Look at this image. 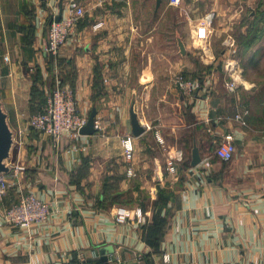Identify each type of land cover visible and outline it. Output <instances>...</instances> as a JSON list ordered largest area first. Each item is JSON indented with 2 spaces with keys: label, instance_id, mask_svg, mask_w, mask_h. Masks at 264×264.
I'll return each instance as SVG.
<instances>
[{
  "label": "crops",
  "instance_id": "0c3cea01",
  "mask_svg": "<svg viewBox=\"0 0 264 264\" xmlns=\"http://www.w3.org/2000/svg\"><path fill=\"white\" fill-rule=\"evenodd\" d=\"M79 6L85 14L55 58L44 50L49 22ZM170 68L197 85L177 105L160 91ZM57 77L88 117L97 108V129L55 145L29 119ZM0 101L25 130L0 198V264H264V0H0ZM244 109L246 125L234 118ZM170 129L177 146L163 138ZM229 132L226 162L216 140ZM130 134L136 176L124 156ZM196 138L203 159L193 166ZM27 191L52 208L31 229L4 218ZM120 207L142 215L118 222Z\"/></svg>",
  "mask_w": 264,
  "mask_h": 264
},
{
  "label": "built area",
  "instance_id": "2783aa9c",
  "mask_svg": "<svg viewBox=\"0 0 264 264\" xmlns=\"http://www.w3.org/2000/svg\"><path fill=\"white\" fill-rule=\"evenodd\" d=\"M170 4L176 5L181 0H168ZM85 14L83 7H76L69 14L62 15L57 20L54 15L48 26V41L44 50L55 58L58 56L61 48L76 33L80 18ZM212 15L206 18L207 23L212 21ZM205 28L199 29V36L204 37ZM176 82L180 85L185 96H193L196 92L197 85L195 80L181 73L177 75ZM231 90H236L239 84L236 78L228 82ZM248 110H237L234 118L246 125L247 119L245 115ZM88 116L82 111L78 102L75 89L70 85L64 84L60 78L55 79L51 94L48 98L47 106L42 110L33 113L29 119V125L49 135L53 143L57 145L64 136L76 139L82 135L81 128L86 124ZM24 128H20L17 132L14 130V144L22 143L24 136ZM217 141L216 154L224 161L228 162L234 158L236 143L235 135L232 132L226 133ZM124 156L127 162V173L129 176H136L137 171L133 166V158L135 155V144L133 135H126L123 139ZM13 168H19L14 165ZM168 169L171 172L177 171V166L173 160L169 161ZM9 186V177L7 173H0V198H2ZM52 213L51 205L34 191L23 193L20 198L14 201L4 212L5 221L17 226H23L31 229L34 225L48 219ZM141 208L120 207L116 212V221L126 222L133 216H141ZM66 264H84V263H66Z\"/></svg>",
  "mask_w": 264,
  "mask_h": 264
},
{
  "label": "water",
  "instance_id": "95a60500",
  "mask_svg": "<svg viewBox=\"0 0 264 264\" xmlns=\"http://www.w3.org/2000/svg\"><path fill=\"white\" fill-rule=\"evenodd\" d=\"M161 1V0H160ZM62 16V12L57 15V20ZM182 50L184 51V44L181 42ZM96 115L97 108L94 106L89 114L86 124L81 128V134H93L96 131ZM131 119L133 125V133L136 136L145 132L146 127L140 122L134 105L131 108ZM14 145V130L12 129L9 120L8 113L3 108V104L0 101V173H10L12 165H9L8 160L11 156L12 148ZM203 156L200 151L199 140L196 138L192 148V161L191 164L196 166L201 163ZM111 249V247L109 248ZM107 249H103L105 252ZM106 258V255H103Z\"/></svg>",
  "mask_w": 264,
  "mask_h": 264
},
{
  "label": "rangeland",
  "instance_id": "374dc122",
  "mask_svg": "<svg viewBox=\"0 0 264 264\" xmlns=\"http://www.w3.org/2000/svg\"><path fill=\"white\" fill-rule=\"evenodd\" d=\"M168 17H172V13L170 15H168ZM166 72H167V80L165 82L166 86H165L164 89H161L160 91L162 92V90H163V92H165V97H164L165 100L164 101L166 102L167 105H174V104L177 105L178 101H179V94H183L185 96V94L183 93L180 85L176 82L177 75L181 74L182 72L174 71V69H171V68L167 69ZM51 91H52L51 85L45 86L44 88L41 89V92H43V98H42V101H41L43 105L41 106L40 110H42L44 107L47 106L48 98H49V96L51 94ZM153 109H155V110L158 109L160 111L161 110H167V111L168 110H172V109L169 108V106L156 107L155 104L153 105ZM149 126H150V128H152L151 124H149ZM29 127H30V129H34L30 125H29ZM169 128H171V127H169ZM34 130H36V129H34ZM175 133L176 132L173 129H170L168 134H166V133L163 134L164 135V137H163L164 140L167 141L169 139V141L171 143H173L172 145H176V140H178V138L177 139L175 138ZM176 135L179 137L178 133ZM157 136L160 139H162L160 135H157ZM168 143L169 142L167 141V145H169ZM173 156L174 155H170L169 154L170 158H172Z\"/></svg>",
  "mask_w": 264,
  "mask_h": 264
}]
</instances>
